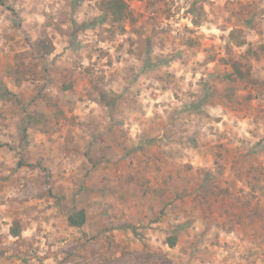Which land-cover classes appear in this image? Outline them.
Returning <instances> with one entry per match:
<instances>
[{"label":"rangeland","instance_id":"obj_1","mask_svg":"<svg viewBox=\"0 0 264 264\" xmlns=\"http://www.w3.org/2000/svg\"><path fill=\"white\" fill-rule=\"evenodd\" d=\"M125 1L0 0V264H264V0Z\"/></svg>","mask_w":264,"mask_h":264},{"label":"crops","instance_id":"obj_2","mask_svg":"<svg viewBox=\"0 0 264 264\" xmlns=\"http://www.w3.org/2000/svg\"><path fill=\"white\" fill-rule=\"evenodd\" d=\"M3 86L6 87L9 91L13 92V93H10V94H14V95H12V97H19L20 100H22L21 95L23 96V94L18 90V88H19L18 86L19 85L17 83L7 82V85H3ZM6 99L7 100L5 101V105H4L3 101H1V98H0V101H1L0 102V110H1V112L3 114V116L5 115L7 117V119L4 122L6 125L4 123H0V139L5 138L8 141H12L13 139H16L17 132L19 131V126L25 121H24V118H22V117L19 118L14 113H12L10 110L9 111H4L6 109V107L10 109V107H12V105L15 106V105L19 104L16 100H13L11 98H9V99L6 98ZM24 104L25 103L22 102V104H19L18 108L20 110H22ZM2 107H4V108L2 109ZM40 125L42 126L41 123H40ZM3 126H4V128H3ZM36 131L39 133V136L40 135H44V133L41 132V130H36ZM35 134H37V133H35ZM6 135H8V136L6 137ZM52 136L54 138H56L57 134H53ZM36 140L39 141V143H38L39 145L37 144L38 149L42 148V144H41L42 141H40L41 138H39V139L37 138ZM8 152L9 151L0 152V163L4 162V164H7L5 162L9 161V156H10ZM9 166L11 168H13L12 165H9ZM4 168H5V166H4ZM13 170L16 171L15 169H13ZM16 173H19V171L16 172ZM4 194H8V192L7 191H6V193L3 192L2 195H4ZM2 195H0V196H2ZM44 201H45V199H37L35 201H30V202H27V203L23 202V203H26V204H28V203L33 204V206H30L27 209V213H28L30 219L35 221L34 224H33V223L28 222V220L25 221V220L20 219L22 223L25 222L27 224V226H25V228L23 229V234L25 236H26V234L33 233L35 231L34 227L36 226V224L38 222H40V220H37V219H39L37 214H41L40 213L41 205H42V202H44ZM9 209H10L9 201H6V204L3 203V202H0V219L4 220V222H5V220H10L11 216H10ZM20 216H22V214ZM18 218H20V217H18ZM7 226L9 227L8 223H7ZM13 236H17V235H13Z\"/></svg>","mask_w":264,"mask_h":264},{"label":"trees","instance_id":"obj_3","mask_svg":"<svg viewBox=\"0 0 264 264\" xmlns=\"http://www.w3.org/2000/svg\"><path fill=\"white\" fill-rule=\"evenodd\" d=\"M1 2L3 3V1ZM103 8L106 10V12L109 15L112 16L114 21H122L129 14V6L125 0H103ZM195 23L197 24L198 22L195 21ZM54 49H55L54 43L50 38L44 37L37 42V51L42 56L52 54ZM230 62H231L232 71L224 75L226 79H234V78L244 79L247 76L251 75V69L249 67L243 69L238 61L231 59ZM66 87L68 88L69 86L66 85ZM68 221L72 226L84 225L86 222L85 210L81 209L79 211H75L69 214ZM11 233L17 236L20 235L21 234L20 226L17 225L16 227L12 228ZM167 243L173 247L177 244V238L168 237Z\"/></svg>","mask_w":264,"mask_h":264}]
</instances>
